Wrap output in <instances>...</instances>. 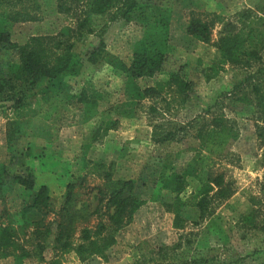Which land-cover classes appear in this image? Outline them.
Segmentation results:
<instances>
[{
    "label": "rangeland",
    "instance_id": "1",
    "mask_svg": "<svg viewBox=\"0 0 264 264\" xmlns=\"http://www.w3.org/2000/svg\"><path fill=\"white\" fill-rule=\"evenodd\" d=\"M145 1L170 8L172 11L167 61L163 68L165 74L172 69L180 72L191 82L188 101L183 106L175 103L169 106L170 95L163 93L150 100H144L138 107L135 117L116 119L115 110L124 101L123 78L114 74L108 64L100 61L91 63L85 57L79 74L65 77L67 92L75 94L81 88H95L103 95L97 106L99 113L83 122L82 105L68 101L65 93L51 102H44L39 95L35 96L22 112L0 109V162L7 159L9 148L13 149L9 153L14 156L25 152V149L29 150L32 159L22 158V161L34 171L35 183L48 185L51 194L54 209H51L45 222L56 218L68 183L77 184L84 180L87 188L104 184L100 170L95 168L96 162H104L106 165L113 163V173L116 177L134 178L138 194L141 191H150H146L142 196L147 202L117 233V243L107 253L110 264L133 263L138 258L136 246L143 240L154 249L153 253H147L148 258H160L163 252L159 253L156 251L157 248L167 246L164 251L165 257L177 262L194 257L197 260L201 259L199 264H264V227L261 229L264 225V205L258 204L256 207V203L251 202V198L262 199L264 148L255 133V124L264 123L252 105L233 101L231 98H235L237 93L241 96L243 91L248 90L243 86L241 88L243 91H240L239 84H246L244 79H247L249 72L253 73L259 67L264 68V59L249 70L220 64L214 46L222 27L221 22L239 21L241 19L239 15L243 11L250 10L252 18L247 22L256 26L260 18H264L263 12L259 10L264 0ZM51 6L36 21L12 25L10 28L12 40L22 44L30 36L42 34L52 36L62 25L73 21L75 10L68 15L56 14L52 12ZM191 14L210 24L213 23L209 43L199 42L186 34L185 26ZM253 20L254 23H251ZM93 22L95 33L87 36L83 42H78L76 49L88 53L94 45L102 41L107 52L128 63L132 44L142 33L138 24L124 22L115 18L113 13L95 18ZM16 59L14 52L0 50V69L3 68L5 61ZM163 74L158 78H163L165 76ZM151 83L144 80L140 84L145 86ZM152 106L158 110L152 111ZM219 113L233 123L238 131V138L228 152L223 157L213 160V172L224 174L225 182L230 185L232 194L224 201L211 203L201 217L194 205L197 184L191 183L180 195L185 204L182 207L184 227L175 229L172 226L173 215L165 205L171 198L162 192L156 196L158 197L156 203L149 200L154 194L150 187L157 182L156 169L162 168L166 162L163 156H158L161 151L152 141L153 126L172 123L175 126L188 127L182 132L178 131L176 135V139L184 137L181 145L176 147L183 152L178 157H172L173 164L179 167L194 154L188 147L185 136L194 133L192 130L198 125L194 121L195 118L205 116L209 119ZM15 119L20 124V131L15 132L12 146H9L7 142L9 120ZM107 119H115L117 122L115 127L107 134H102V130L95 133L101 121ZM191 122L194 123L193 128L191 125L190 128L188 126ZM14 168L15 166L11 167ZM87 190L76 186L74 192L81 194L80 198L85 200L86 195L82 194V191ZM7 194L8 192L4 191V203L0 201V214L2 210L7 211L3 218L0 217L1 222L14 220V215L18 212L16 211L18 200ZM251 207L257 211L253 214L257 215L256 229L250 228L245 224L247 222H242L240 218L251 211ZM98 222L99 218L95 216L85 225L94 228ZM81 225L77 224L74 243L77 242ZM31 234L32 231L26 228L24 234L20 231L16 238L21 248L32 252V256L24 258L22 264H45L54 260L59 262L57 264L103 262L98 256L81 261L71 251L54 254L52 242L48 243L42 257L38 259V256L34 255L37 249L36 240ZM205 256H213V259L204 260Z\"/></svg>",
    "mask_w": 264,
    "mask_h": 264
},
{
    "label": "trees",
    "instance_id": "2",
    "mask_svg": "<svg viewBox=\"0 0 264 264\" xmlns=\"http://www.w3.org/2000/svg\"><path fill=\"white\" fill-rule=\"evenodd\" d=\"M141 1L0 0V50L12 51L17 57L14 61H5L3 68L0 69V109L22 112L35 96L39 95L44 102H51L65 93L68 101L82 105V121H88L99 113L97 106L103 99L102 93L95 88L85 87L75 94H68L65 82V77L79 74L85 57L91 63L100 61L108 64L114 74L123 78L124 101L115 110L116 119L135 117L138 107L144 100H150L163 93L170 95L169 106L172 103L183 106L189 99L191 82L180 72L172 69L165 74L163 68L167 61L172 11L149 1ZM50 6L52 12L56 14L68 15L75 10L74 15L72 14L73 21L62 25L52 36L44 34L30 36L22 44L12 40L10 32L12 25L36 21ZM259 10L264 15V2ZM108 13H113L115 18L124 22L138 24L141 28L140 37L132 44L128 63L107 52L102 41L94 45L88 53L76 49L78 42H83L87 36L95 33L94 19L105 17ZM239 17L241 19L235 23L220 21L222 27L214 46L220 64L249 70L264 59V18L261 17L257 25L252 26L247 22L252 18L250 10L241 12ZM251 23H254V20ZM212 26L213 23L210 24L191 14L185 32L199 42L209 43ZM263 71L264 68L259 67L253 73L249 72L247 79H244L246 84L240 83L238 87L240 91H243L241 90L243 86L248 90L243 91L241 96L237 93L235 98H231L233 101L252 105L264 123ZM161 74L165 76L159 79ZM144 80L152 83L142 86L140 83ZM152 107V111L158 110L155 106ZM9 121L7 142L12 146V139L15 132L20 131V124L16 119ZM194 121L198 124L195 130H192L194 133L185 136L188 147L194 154L179 167L173 164L172 157H178L183 152L176 147L181 145L184 137L176 139V135L178 131L182 132L188 127H179L172 123L153 126L152 141L161 151L158 156H163L166 162L162 168L156 169L157 182L150 187L154 194L149 200L156 202L158 200L156 196L162 192L171 198L165 205L173 214L172 226L175 229L184 227L182 207L185 204L180 195L191 183L197 184L194 205L201 217L211 203L224 201L232 194L230 185L225 182L224 174L213 172V160L223 157L228 152L238 138L237 129L222 113L209 119L198 116ZM116 123L115 119L102 120L95 133L102 130V134H107ZM190 125L194 127L193 122L188 124L189 128ZM255 133L264 148V124H255ZM12 150L9 148L7 151ZM24 151L15 156L7 152L9 154L7 159L0 162V201L4 203V191L13 186L21 187L26 197L22 201L16 220L9 219L5 223L0 221V257L13 255L15 261L22 264L24 258L32 256V252L21 248L16 241L18 233L21 231L24 234V230L28 228L36 240L37 249L34 255H37L38 259L42 257L48 243L52 242L54 254L72 251L81 261L98 256L104 264H110L107 253L117 243V233L147 202L142 196L148 190L138 194L134 178L116 177L113 173V163L106 165L104 162H96L95 168L100 170L104 184L87 188L84 180L77 184L68 183L56 218L45 222L53 208L49 189L45 185L35 189L34 171L22 161V158L32 157L28 149ZM12 166L15 168L11 169ZM76 186L83 190L88 189L82 191V194L86 195L85 200L80 198L81 194L74 192ZM261 192V200L251 198L252 204L256 203V207L258 204L264 205V184ZM254 209L251 207V211L240 218L242 222H247L245 224L250 228L256 229L257 215L253 214L257 211ZM6 214L7 211L2 210L0 217L3 218ZM95 216L99 218L96 227L85 225ZM78 223L82 225L77 242L74 243ZM263 227L264 225L261 229ZM166 248L167 246L157 248L156 251L163 252L160 258H148L147 253H153L154 249L148 246L147 241H140L136 246L138 258L131 264H199L201 260L194 257L179 262L169 260L164 254ZM203 259L212 260L213 256H205ZM57 263L58 261L54 260L50 264Z\"/></svg>",
    "mask_w": 264,
    "mask_h": 264
},
{
    "label": "crops",
    "instance_id": "3",
    "mask_svg": "<svg viewBox=\"0 0 264 264\" xmlns=\"http://www.w3.org/2000/svg\"><path fill=\"white\" fill-rule=\"evenodd\" d=\"M42 185H45V183H43ZM40 186V184H35V189L36 188H38ZM45 186H47L48 187V189H49V186L48 185H45ZM50 191V190H49ZM8 194H11L12 196H14V197H16V199L18 200L17 201V207H16V211H18L17 213H15V219H17V217H18V215L17 214H19V211H20V209H21V206H22V200H23V198L25 197V191L21 188V187H19V186H13L11 189H9L8 191ZM7 194V195H8ZM49 195H50V199H51V194H50V192H49ZM7 197V196H6ZM52 202V201H51ZM153 203H156V202H153ZM173 215V214H172ZM5 223V222H4ZM15 227H17V223L15 224ZM29 230H31V229H29ZM19 234V233H18ZM72 252V251H71ZM95 257H97V256H95ZM74 259H75V256L73 257ZM98 259H100L99 257H98ZM0 261H1V263L2 264H19V263H17L16 261H15V256H13V255H10V256H8L7 258H1L0 259ZM53 262V261H52ZM51 262H49V263H45V264H50ZM59 263V262H58ZM104 262H102V264H103Z\"/></svg>",
    "mask_w": 264,
    "mask_h": 264
}]
</instances>
